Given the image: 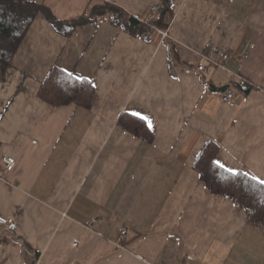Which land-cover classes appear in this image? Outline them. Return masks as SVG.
Instances as JSON below:
<instances>
[{"label": "crops", "instance_id": "0c3cea01", "mask_svg": "<svg viewBox=\"0 0 264 264\" xmlns=\"http://www.w3.org/2000/svg\"><path fill=\"white\" fill-rule=\"evenodd\" d=\"M27 1L60 21L105 2L134 19L158 4L171 40L105 20L65 36L35 16L0 75V216L18 222L0 226V264H264V226L193 170L213 142L220 167L264 185V0ZM210 46L229 58L199 72ZM53 68L92 83L89 107L39 98ZM124 114L152 141L120 127Z\"/></svg>", "mask_w": 264, "mask_h": 264}, {"label": "trees", "instance_id": "16d2710c", "mask_svg": "<svg viewBox=\"0 0 264 264\" xmlns=\"http://www.w3.org/2000/svg\"><path fill=\"white\" fill-rule=\"evenodd\" d=\"M168 5L169 0H166V9ZM39 13L44 15L55 32L65 36L86 23L98 20H105L134 36H140L145 30L137 18L129 17L111 3L105 2L87 9L78 20L60 21L42 4L27 0H0V75L10 66L13 55ZM156 23L163 28L161 21L157 20ZM94 92L90 81L53 68L42 83L38 96L54 106L74 103L89 107ZM118 124L142 141L151 142L153 139L146 124L136 117L124 114ZM218 149L216 143L206 142L195 158L193 170L211 194L232 200L236 206L248 212L252 223L264 226V185L242 173H232L220 167L215 162Z\"/></svg>", "mask_w": 264, "mask_h": 264}, {"label": "built area", "instance_id": "2783aa9c", "mask_svg": "<svg viewBox=\"0 0 264 264\" xmlns=\"http://www.w3.org/2000/svg\"><path fill=\"white\" fill-rule=\"evenodd\" d=\"M161 11V6L158 4L150 5V7L144 12L140 17H137V20L144 25L145 30L139 36L145 43L151 44L155 34H160L162 39L171 40L169 31L167 28H160L156 22L157 14ZM200 57V62L197 65V71L210 73L214 67H220L221 63L228 60V53L225 49H222L218 46H210L204 48L202 51L198 52ZM243 90H247L246 87H243ZM233 97L232 91L230 88L223 91L221 95V101L223 103L229 102ZM4 164V171L11 172L15 165L14 157H4L2 159ZM97 219H92V222H96ZM0 226L6 228L9 231H15L18 227V222L13 217H3L0 216ZM78 240L75 239L72 243L73 247L78 245ZM183 264H193L192 257L187 256Z\"/></svg>", "mask_w": 264, "mask_h": 264}]
</instances>
